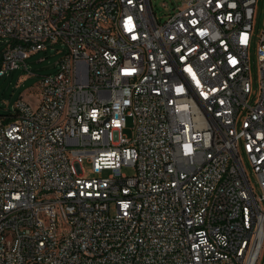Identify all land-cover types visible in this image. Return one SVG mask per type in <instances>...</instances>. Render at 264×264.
<instances>
[{
	"label": "built area",
	"instance_id": "2783aa9c",
	"mask_svg": "<svg viewBox=\"0 0 264 264\" xmlns=\"http://www.w3.org/2000/svg\"><path fill=\"white\" fill-rule=\"evenodd\" d=\"M0 39V80L61 55L0 114V264H264V0H0Z\"/></svg>",
	"mask_w": 264,
	"mask_h": 264
},
{
	"label": "rangeland",
	"instance_id": "374dc122",
	"mask_svg": "<svg viewBox=\"0 0 264 264\" xmlns=\"http://www.w3.org/2000/svg\"><path fill=\"white\" fill-rule=\"evenodd\" d=\"M184 1L187 0H151L157 18L161 23L165 22L170 14L174 13V9ZM5 45V40L0 39V57ZM60 57L61 55H49L40 52L26 61L27 69L22 66L10 72L8 76L3 77L0 80V114H4L8 110L13 111L19 99H24L29 103L36 101L38 98V83L41 76L54 73L55 64ZM42 58L45 59L40 61ZM132 124L133 119L128 117L126 119V128L123 131L124 135L131 136ZM83 171L87 177L93 176L90 172L89 164H83ZM123 172L129 176L134 174L132 168H125ZM108 174L109 172H104L102 175L107 176Z\"/></svg>",
	"mask_w": 264,
	"mask_h": 264
}]
</instances>
